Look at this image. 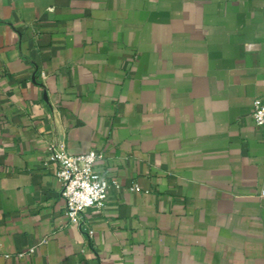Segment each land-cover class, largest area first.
Instances as JSON below:
<instances>
[{
  "label": "crops",
  "instance_id": "obj_1",
  "mask_svg": "<svg viewBox=\"0 0 264 264\" xmlns=\"http://www.w3.org/2000/svg\"><path fill=\"white\" fill-rule=\"evenodd\" d=\"M257 98L264 0H0V264H264ZM53 141L121 184L91 239Z\"/></svg>",
  "mask_w": 264,
  "mask_h": 264
},
{
  "label": "built area",
  "instance_id": "obj_2",
  "mask_svg": "<svg viewBox=\"0 0 264 264\" xmlns=\"http://www.w3.org/2000/svg\"><path fill=\"white\" fill-rule=\"evenodd\" d=\"M255 123L264 126V103L255 99L252 111ZM50 158L57 166L56 175L61 182V196L65 202L66 214L70 221L78 225L91 239L94 229L89 218V209L105 208L109 189L120 188L121 184L115 177L107 176L95 168L96 162L104 154L97 150L81 153H70L65 142L53 141L48 145ZM135 184L132 189L136 188ZM35 248L23 250L21 256L32 255Z\"/></svg>",
  "mask_w": 264,
  "mask_h": 264
}]
</instances>
